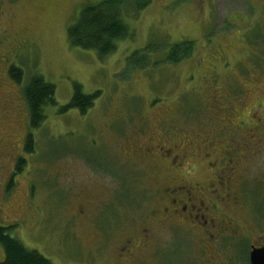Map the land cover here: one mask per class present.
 <instances>
[{
    "label": "rangeland",
    "instance_id": "rangeland-1",
    "mask_svg": "<svg viewBox=\"0 0 264 264\" xmlns=\"http://www.w3.org/2000/svg\"><path fill=\"white\" fill-rule=\"evenodd\" d=\"M100 1L0 0V226L51 264H117L126 231L147 219L150 194L169 178L218 188L228 148L229 210L223 187L210 198L237 229L214 227L203 254L166 233L160 248L141 251V264H238L246 238L264 235V0H121L128 34L99 57L71 46L66 30ZM184 42L188 57L169 60ZM34 74L54 85L55 104L31 128L23 90ZM74 84L97 93L92 106L59 112ZM157 135L175 146L171 156L183 154L176 166H167L171 156L123 159L121 145Z\"/></svg>",
    "mask_w": 264,
    "mask_h": 264
},
{
    "label": "flooded vegetation",
    "instance_id": "flooded-vegetation-1",
    "mask_svg": "<svg viewBox=\"0 0 264 264\" xmlns=\"http://www.w3.org/2000/svg\"><path fill=\"white\" fill-rule=\"evenodd\" d=\"M3 43L5 44L4 37L0 38V44ZM3 56L4 52L0 53V57ZM0 63L3 64L2 66L0 65V67H2V69L0 68V71H3L4 73L0 78H5V69L3 70V67L5 68V59L1 60ZM1 85L2 82H0V86ZM4 126L5 117L1 115L0 131L3 133H5ZM249 135H251V133H249ZM157 137L158 139L150 137L142 142L131 139V142L121 145L120 153H122L121 155L123 159L132 160L141 158L168 160L173 153L175 146L171 145V147H165V145L161 143V140H159L160 136L157 135ZM26 140L27 136L26 134H23L20 139L23 144L22 146L26 144ZM203 141H206V139ZM206 143V146L210 145V142L206 141ZM227 151L231 150L225 148V151L223 152V154H225L221 160H224L226 167L221 169L222 177H218V188L210 190L211 192H204L205 188L198 182H193V184H191L169 178L160 186V188L153 192L152 195L150 194L146 213L147 219L142 220L134 230L126 231V239L122 246L117 249L115 255L117 256L115 257V262L117 264H141V251H150L154 246L155 248H160L161 242L163 240L165 242L167 241V237H164L166 233H170L171 237H174L172 244L175 240L185 241L188 245V250L192 249L191 245H194L195 247L196 244H199V253L203 254L206 252V249L203 248V244L211 240L213 231L216 232L214 227H217L219 232L234 231L237 229V226H234L235 223L232 222L233 220L227 217L226 214L222 213L223 209L229 210L230 208V200L227 198V192H224V190H228L225 186L228 177L226 174L231 172L230 170L233 168L232 165L227 166V164H233L234 161L231 156H228ZM182 156L183 154L181 156L172 155L171 159L167 161V166L169 168L176 166V160H179V157L181 159ZM209 186L211 187L212 185ZM215 186L216 185H214V187ZM221 187H223L222 190L224 194L223 196L218 197L224 207L221 208L222 211L217 209L218 206L214 200L210 198L211 193H217ZM214 198L216 199L217 197L215 196ZM215 209L217 210V214L222 217V220L215 218ZM178 232H181L182 235L178 236ZM235 233L237 234L238 232ZM160 238L162 239L161 242H159ZM237 239L242 240L241 236ZM246 239L248 240L246 242L245 252L242 253V256L237 252L236 259L239 260L238 264H250V253L253 250L264 249V235L258 236L252 240L250 237H247ZM138 244H141V247H138ZM171 248L172 247L169 249Z\"/></svg>",
    "mask_w": 264,
    "mask_h": 264
},
{
    "label": "trees",
    "instance_id": "trees-1",
    "mask_svg": "<svg viewBox=\"0 0 264 264\" xmlns=\"http://www.w3.org/2000/svg\"><path fill=\"white\" fill-rule=\"evenodd\" d=\"M123 4L121 0H102L95 4L85 6L77 21L67 27V39L71 46L82 49H93L101 57L115 49V41L125 38L128 34L126 25L121 21V9L118 7ZM191 42H184L182 45H174L168 55L171 61H178L186 58L191 53ZM179 53V55H177ZM133 54V53H132ZM127 58L130 61L131 57ZM10 75L17 82L20 81L22 71L12 66ZM54 90L52 83L47 82L39 74L31 75L27 80L23 94L28 108L29 125L31 128L38 127L45 118L43 107L54 105ZM97 93L83 94L80 86L74 84L73 94L69 102L60 107L59 112H64L69 108L78 109L84 114L93 104V99ZM31 137H27L25 150L32 151ZM21 163V159L19 163ZM19 166L16 165L17 170ZM11 227L0 226V246L3 250V257L0 264H51L48 259L43 257L35 250L25 248L16 238L8 234Z\"/></svg>",
    "mask_w": 264,
    "mask_h": 264
},
{
    "label": "water",
    "instance_id": "water-1",
    "mask_svg": "<svg viewBox=\"0 0 264 264\" xmlns=\"http://www.w3.org/2000/svg\"><path fill=\"white\" fill-rule=\"evenodd\" d=\"M250 264H264V249L253 250L250 253Z\"/></svg>",
    "mask_w": 264,
    "mask_h": 264
}]
</instances>
